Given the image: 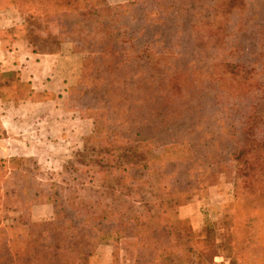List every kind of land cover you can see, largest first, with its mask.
I'll use <instances>...</instances> for the list:
<instances>
[{"label": "trees", "instance_id": "obj_1", "mask_svg": "<svg viewBox=\"0 0 264 264\" xmlns=\"http://www.w3.org/2000/svg\"><path fill=\"white\" fill-rule=\"evenodd\" d=\"M0 4L29 19L42 17L45 24L57 25L62 53L81 57L76 81L61 96L67 121L81 125L71 134L73 138H90L96 109L108 94L125 101L126 92H131L122 104L131 107L126 113L132 111L131 99L138 95L147 117L126 119L127 124L111 119L110 141L150 142L153 149L189 146L192 158L170 160L161 167L168 179L184 181L181 192L186 198L205 188L199 175L204 169L231 164L234 188L243 190L240 197L246 191L254 201L264 199V0H0ZM225 9V22L214 27L218 13ZM202 30L211 31L218 49L202 45L204 40L197 34ZM72 44L76 50L69 52ZM86 52L89 58L82 57ZM88 62L93 63L90 88L81 82L84 71L89 73ZM253 75L263 80L254 85ZM255 90L259 98L246 109L242 97ZM121 91L125 94L120 95ZM87 96L95 97L94 106L85 101ZM108 100L112 108L113 99ZM74 105L79 113L69 114ZM213 159L218 161L212 163ZM29 163L30 158L0 162V186L9 171L16 173L23 186L31 179L30 172L36 171L29 170ZM128 173L129 178L137 174ZM16 193L30 253L13 260L5 233L0 232V264H85L98 246H118L127 237L138 240L136 264H215L217 248L212 238L183 243L164 227L142 226L138 221L129 223L127 233H117L112 227L105 229L100 219L92 224L77 221L71 209L74 224L68 226L58 206L61 194L52 191L44 197L38 188L25 186H17ZM45 206L50 207L52 217L33 222L31 210ZM259 208L254 206L252 212L258 213ZM203 216L205 228H210L205 211ZM254 221L249 219L243 231L235 232L237 242L246 245L244 256L238 258L248 261L238 264H264L263 254L255 257L264 226L259 231ZM60 236L70 251L69 261L60 258V253L45 257L51 248L58 249Z\"/></svg>", "mask_w": 264, "mask_h": 264}, {"label": "rangeland", "instance_id": "obj_2", "mask_svg": "<svg viewBox=\"0 0 264 264\" xmlns=\"http://www.w3.org/2000/svg\"><path fill=\"white\" fill-rule=\"evenodd\" d=\"M226 15V9L223 12H219V18H216L213 23L214 27L223 24L226 20ZM220 17L222 18L220 19ZM24 18L29 24H34L38 21L41 22L40 25L42 26L57 27V44L62 50L57 25L45 24L42 17L29 19V17L25 16ZM261 19H264L263 11L261 13ZM197 34L200 39L204 40L202 45L206 44L211 51L220 47L217 43L212 41L211 31L202 30ZM51 44H53V42H49V45ZM72 50H76V46L73 44L69 46V52ZM84 54L85 56L82 55L83 58H89L87 52ZM88 63L87 70H89V73L84 71L85 74L83 75L81 82L85 84L86 87L90 88V77L93 70V63ZM253 77L254 85L255 83H259L260 80H263L261 76L253 75ZM233 83L235 84L237 82H232V84ZM257 92L259 91L255 90L242 97L244 102L243 106L246 109H248L250 104H253L257 97L259 98L258 95H255ZM122 94H125V91H121L120 95ZM108 95V99H113L112 101L110 100L113 107L111 108L109 106L110 103L108 99L101 100L103 101V104L97 107L96 110L98 113H95V117H93L96 118L97 121L93 122V126L92 124L90 125V138H73L71 134H76L80 129V122L76 120H70L69 122L66 121L63 125L66 127L67 131H69V138L61 143V147L65 149V151H62L60 156L46 154L40 155V157L31 156L28 168L30 171H36L30 172L29 176L31 179L29 178L26 180L23 186L19 185L20 181H17V176L14 171H9L7 173V175L13 173V179L11 180L10 178L6 182V176L0 186V191L3 190L7 196L12 192L11 194L16 202L18 212H21V207L19 197L16 193L17 186H25L28 189L38 188L44 197H49L51 192L55 191L56 194H61V205L57 204L58 206H62L61 210L63 211L64 219H61L68 226L74 224V219H72L68 212L70 211L69 209H71L76 213L77 221L86 220L92 224L95 220L100 219L101 222L106 223L105 229L112 227L117 233H127L129 229L128 225L131 221H138L140 225L147 226L142 224L138 217L130 218L127 221L121 219L129 212H140L143 207L140 202H135L134 200L129 201L126 198L127 196H133V198H137V196H151V194H153V186L157 187L162 181L164 182L163 193L167 196L173 198H176L175 196H181L186 200L189 199L181 192L184 188L182 185V182L184 181H179L178 178L171 180L168 179L166 171L161 169V167L166 165L170 160L181 161L192 158L193 153L191 148L186 145H178V152H176L177 150L172 151L173 154L175 152V158H170L169 155L163 153L160 156L161 149L165 147L153 149L150 142L110 141L107 136V129L110 126L109 121L111 119L127 124L128 122L125 121L126 119H133L134 121L147 116L146 111L141 110L142 107H144V104H142L143 102H141L138 95H135V97L131 99L134 106L129 113L126 112H128L131 107H124L122 104L126 102V98L131 95V92H126L127 97L124 99L125 101L114 100L113 95ZM94 99V96H87L85 101L88 102V105L94 106ZM73 113H79L77 112L75 105L74 107L69 108V114ZM134 116L139 117L136 118ZM127 126H129V124ZM33 143L36 145V148L41 146L38 145V142ZM167 148H169V146H167ZM149 149L157 153H151L150 155L148 154ZM168 150L171 151L170 148ZM184 150H186V152ZM217 161L218 159H213L212 163ZM101 166H110L111 168V170L108 171L107 179L104 178L101 171H99V167ZM67 167H69L68 170ZM204 170V174L200 173L199 175L205 188H203V191H201L200 194H197L196 192L192 194V197L201 196L203 200L208 199L207 203H205L208 207H205V209L203 208V210L207 214V226L210 228L206 229L204 226V239L207 237L213 239L217 248V258L222 259V261H218L219 263L220 261L223 263L228 262L230 264H238L239 262L246 263L248 262L246 258H238V256H244L246 245L237 242L235 232L243 231V225L249 219H256V221H254V227L261 231L264 226V208L262 209V206H264V199L261 197L254 201L251 192L247 193L246 191L244 193L246 195L240 197V191L243 193V190L241 188L240 190L239 188H234V169L231 164H214ZM134 172H137V174H130ZM127 173L130 174L131 178H129ZM172 180H175L176 182ZM256 205L260 206L259 211L258 213H253L252 209ZM7 210L9 209L5 208V214ZM207 210L211 211V216L209 214L210 212ZM121 222H123V224H121ZM20 225L21 220L17 229L20 228ZM77 237L78 235L75 236V239ZM233 237L235 238V241L233 240ZM62 238V236L59 237L61 242L58 243V249L51 248L50 251L45 254V257L55 256L60 253V258L69 261V258H71L70 251L65 250L66 244H63V242L66 240ZM128 238L129 237L125 239ZM174 239L180 241L179 239ZM136 241L138 249V240L136 239ZM258 245L259 251H256V258L260 254L264 255V238H259ZM24 247H26V254L18 259H14L12 256L13 260L24 259L29 255V236L27 241L24 242ZM38 263L40 262L38 261Z\"/></svg>", "mask_w": 264, "mask_h": 264}, {"label": "crops", "instance_id": "obj_3", "mask_svg": "<svg viewBox=\"0 0 264 264\" xmlns=\"http://www.w3.org/2000/svg\"><path fill=\"white\" fill-rule=\"evenodd\" d=\"M40 24L38 21L29 24L16 9L0 4V162L5 164L14 158L60 156L65 151L61 143L69 138L63 125L68 118L62 111L61 96L69 90L72 80L76 81L81 57L63 54L57 44V27ZM33 142L41 146L36 148ZM169 148L161 149L160 156L163 153L175 158L172 151L178 152V146ZM151 153L157 152L149 149L148 154ZM109 170L110 166L99 167L106 179ZM12 177L13 173H9L6 182ZM163 185L161 181L157 187L153 186L151 196H127L129 201L140 202L143 207L140 212H129L121 219L138 217L147 226L164 227L172 238L183 243L204 239L203 208L208 207L205 205L208 199L173 198L163 193ZM11 193L7 196L0 191V232L5 233L11 256L18 259L26 254L24 242L28 232L22 225L17 229L22 214ZM5 208L9 209L6 214ZM207 211L211 216V211ZM52 213L45 206L32 209L30 217L33 222H39L52 217ZM136 250L135 238L123 239L118 246L100 245L87 255L85 264H136ZM219 260L222 261L215 258L214 263L219 264Z\"/></svg>", "mask_w": 264, "mask_h": 264}, {"label": "built area", "instance_id": "obj_4", "mask_svg": "<svg viewBox=\"0 0 264 264\" xmlns=\"http://www.w3.org/2000/svg\"><path fill=\"white\" fill-rule=\"evenodd\" d=\"M219 264H224L223 262H220Z\"/></svg>", "mask_w": 264, "mask_h": 264}]
</instances>
